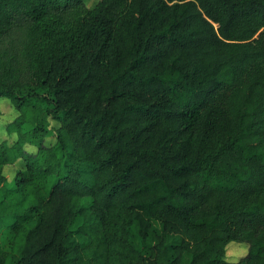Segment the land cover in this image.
Segmentation results:
<instances>
[{
    "label": "trees",
    "instance_id": "1",
    "mask_svg": "<svg viewBox=\"0 0 264 264\" xmlns=\"http://www.w3.org/2000/svg\"><path fill=\"white\" fill-rule=\"evenodd\" d=\"M4 52L0 264H264V0H0Z\"/></svg>",
    "mask_w": 264,
    "mask_h": 264
},
{
    "label": "rangeland",
    "instance_id": "2",
    "mask_svg": "<svg viewBox=\"0 0 264 264\" xmlns=\"http://www.w3.org/2000/svg\"><path fill=\"white\" fill-rule=\"evenodd\" d=\"M98 0H85V4L88 8L93 7ZM53 19L46 18L43 23L52 22ZM6 52L0 54V65H6V68L9 69L11 63L8 64V58H6ZM18 112L13 106L12 102L6 98H0V142L6 141L9 145H13L17 140L16 133H10L7 129V125L14 121L18 117ZM50 125L47 127V137L46 144L52 145L56 141V129L59 124L51 119ZM31 150H35L30 147ZM30 150V151H31ZM24 164L23 160L18 161L15 165H10L5 167L4 175H5V183L9 187H12L15 183V176L17 174L18 168H20ZM10 235L8 232L4 231L1 234L0 240H2L4 248L9 250L11 249V245L9 244ZM227 253L225 259L230 262H238L242 258H244L249 252V246L246 243H231L227 247Z\"/></svg>",
    "mask_w": 264,
    "mask_h": 264
}]
</instances>
